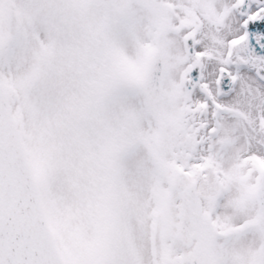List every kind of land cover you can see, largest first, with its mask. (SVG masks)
<instances>
[{
  "label": "snow or ice",
  "instance_id": "6c2138e0",
  "mask_svg": "<svg viewBox=\"0 0 264 264\" xmlns=\"http://www.w3.org/2000/svg\"><path fill=\"white\" fill-rule=\"evenodd\" d=\"M0 264H264V0H0Z\"/></svg>",
  "mask_w": 264,
  "mask_h": 264
}]
</instances>
